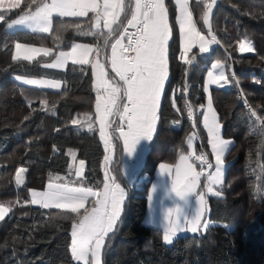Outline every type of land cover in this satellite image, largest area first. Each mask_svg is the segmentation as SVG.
<instances>
[{
  "label": "trees",
  "instance_id": "16d2710c",
  "mask_svg": "<svg viewBox=\"0 0 264 264\" xmlns=\"http://www.w3.org/2000/svg\"><path fill=\"white\" fill-rule=\"evenodd\" d=\"M12 2L3 0L0 7L5 13L0 22V203L10 207L0 222V264H78L71 248L77 214L34 206L30 191L47 190L57 177L69 186L96 190L105 180L107 151L96 122L92 69L72 63L64 70L43 66L74 42L95 44V37L81 36L72 28L61 33L60 42L54 40L61 21L80 23L87 30L92 15L85 19L55 17L49 34L13 32L7 30V23L35 11L37 5L20 0L19 7H10ZM165 4L173 37L158 127L135 181L126 179L119 159L111 167V175L126 186L127 198L115 230L107 236L103 264H264V125L252 115L254 111L264 118V0H217L210 35L219 43L205 53L193 50L189 55V59L196 55L192 65L180 59L176 5L173 0ZM189 6L203 30L204 4L189 0ZM245 39L253 42L251 54L239 52ZM16 43L49 47L53 52L33 61H16L12 59ZM214 61L226 64L233 81L230 87L213 90L222 135L233 140L225 158L228 166L222 193L226 198H209L206 232L178 236L166 244L163 231L144 222L148 192L161 163H175L188 153L193 131L198 135L197 151L209 150L202 109L205 72ZM16 75L57 79L64 86L58 92L37 89L20 84ZM188 105L195 121L189 118ZM177 122L180 128L175 127ZM73 151L86 163L84 177L71 172ZM21 166L27 171L26 182L19 188L15 176Z\"/></svg>",
  "mask_w": 264,
  "mask_h": 264
},
{
  "label": "snow or ice",
  "instance_id": "6c2138e0",
  "mask_svg": "<svg viewBox=\"0 0 264 264\" xmlns=\"http://www.w3.org/2000/svg\"><path fill=\"white\" fill-rule=\"evenodd\" d=\"M197 2L204 4L201 19L207 25L215 0H211L210 3L205 0H197ZM19 4L20 0H13L10 7H19ZM32 4L37 5L35 11L26 12L19 19L11 20L7 23V28L12 29L14 26L27 24L33 31L50 33L53 31L52 17L54 14L61 18L88 17L89 12L94 14L88 21L90 28L87 30H82L80 23L61 21L55 30L54 40L60 42L61 33L72 28L81 36L95 37V44H73L71 51H59L53 62L46 64L45 67L62 69L69 61L74 65L82 66L89 63L90 54L94 53L96 57L105 54L106 59L110 61L111 70L123 83L110 80L105 71V65L98 59L93 63L92 67L97 78L96 109L101 120V136L107 141L108 136L105 129L110 127L107 117L115 113L127 123V132H122L121 135L124 137V145L129 154L135 152L141 138H147L150 141L158 119L161 93L168 78L167 45L172 29L168 22V10L164 0H127V2L126 0H50V2L39 0V3L37 0H32ZM32 4L28 7L31 8ZM175 4L179 10L177 21L180 32L185 36L184 50L180 59L185 64L192 65L196 60V55L188 59L187 54L197 42H199V53L209 51L208 42L206 37L196 29L192 12L189 10V0H175ZM2 6L3 0H0V7ZM4 15L5 13L0 12V20L4 19ZM129 26L136 31L129 34ZM104 29H107V34ZM125 38L128 41L126 45L122 43ZM211 42L219 43L214 35L211 37ZM240 47L242 51L253 50L244 43H241ZM15 48L16 53L12 59L16 61H33L38 55L42 54L47 57L53 52L51 48H36L21 43H16ZM20 49H25L23 55ZM109 49L110 55H107ZM211 67L213 70L219 69L220 71L218 75H214L213 71L207 73L210 83H215L220 87L229 83L223 64L217 62ZM23 82L39 87H60L58 81L44 79H26ZM125 98L127 103L121 106L119 102ZM207 107L208 111L203 116V124L207 129L209 143L216 158L215 173L208 176L207 191L220 196L221 193L214 191L212 185L222 184V157L229 150L232 142L221 137V124L212 109L211 98H209ZM192 114V106L188 105V115L192 116ZM252 115L264 125V118L256 116L254 111ZM188 144H192L191 137L188 139ZM108 159L109 157H105L106 162ZM197 159L208 164L205 157H197ZM80 163L81 167L75 173L77 177L83 175V161ZM159 167L163 173H167L169 169L168 164H161ZM208 167L211 168L212 165L208 164ZM26 171L27 169L20 168L16 173L17 185L24 183L23 173ZM201 175L202 173H196L193 165L188 163V157L180 156V163L176 166V182L173 191L181 198L195 193L199 208L194 218L184 221L180 219L181 210L177 208L179 213L177 219L168 221L164 229L165 242L171 243L177 232L185 228H190L192 233H196L201 227H208L207 223L201 224L206 211L205 195L196 191ZM106 179L110 183H104L103 191L99 194L91 187H75L67 183L53 182H49L48 191L32 193L31 203L33 204L39 203L45 209L57 208L77 214L78 222L73 224L71 231V248L74 258L84 261V264H89V255L92 257V264H100V252L104 239L114 229L120 216L121 203L125 194L124 188L116 182V177L106 173ZM152 191L154 192L155 188ZM89 198H93V206L85 208ZM151 200L152 196H149V202ZM81 209H84L83 215H80ZM8 211V208L0 205V220L4 219ZM171 211L172 209L169 213Z\"/></svg>",
  "mask_w": 264,
  "mask_h": 264
},
{
  "label": "crops",
  "instance_id": "0c3cea01",
  "mask_svg": "<svg viewBox=\"0 0 264 264\" xmlns=\"http://www.w3.org/2000/svg\"><path fill=\"white\" fill-rule=\"evenodd\" d=\"M173 1H174V4H175V0H173ZM46 2H50V0H47ZM126 2H127V0H126ZM164 4H165V0H164ZM165 7H166V4H165ZM176 9H177V6H176ZM189 10H190V6H189ZM91 15L93 16L94 14L89 12L88 16H91ZM177 15H178V11H177ZM177 15H176V24H177ZM55 17H58V16H56L54 14L53 17H52V22H53V19ZM192 17H193V14H192ZM63 18H76V17H63ZM80 18L85 19L87 17H80ZM122 19H123V17H122ZM193 20H194V17H193ZM168 22H169V25H170V27L172 29V26L170 24L169 12H168ZM194 22H195V20H194ZM177 26H178V24H177ZM18 27H20L22 29H27V30L33 31L32 28L29 27L27 24L19 25ZM114 27H115V25H114ZM34 32H39V31H34ZM104 32L107 34V29H104ZM178 32H179V29H178ZM40 33H43V32H40ZM45 34H49V33H45ZM172 37H173V33L171 31V35L169 37L168 45H167L168 78H169V42L172 39ZM114 38H113V40H114ZM179 42H180V33H179ZM110 43H111V41H110ZM21 44H23V43H21ZM73 44H90V43L74 42ZM123 44H126V38L124 39V43ZM92 45H94V44H92ZM29 46L36 47V48L44 47V46H38V45H29ZM46 48H49V47H46ZM196 49H198V48H196ZM60 51H65V52L71 51V47L68 50H60ZM20 52L23 55L25 53V49H20ZM15 53H16V48H15L14 55H15ZM107 55H110V49L107 51ZM40 56H43V55L42 54L38 55L36 58H38ZM97 59L101 63H103L105 65V71L108 73V78L110 80H112V81H114L116 83H121V84L123 83V82L119 81V77L118 76H116V75L112 76V73H114V72L111 70L110 61L106 59L105 54H102L100 57H96L95 54L93 53V54H90L88 56L89 63L86 64V65L89 66L92 69V72H93V86H94L96 91H97V89H96V79L97 78H96V75L94 74V70H93L92 65ZM53 60L51 62L44 63L43 66L46 65V64L52 63ZM70 63H72V62L69 61L68 64H70ZM68 64L66 65V67L68 66ZM66 67L62 68V69H60V68H51V69L64 70V69H66ZM18 77H19V79H17V75L14 76V78H15V80L17 82H19L20 84L29 86L28 84H25L23 81L26 80V79H31L30 76L19 75ZM37 78L44 79V80H57V79L46 78V77H37ZM168 78H167V80H168ZM167 80L165 81L163 91H165ZM59 81H60V87H61L60 89H58V88H47V87L39 88V86L35 87L36 85H32V86H29V87H33V88H37V89L51 90V91L58 92V91H61L63 89V86H64L63 81H61V80H59ZM163 91H162L161 97H160V105H159L158 114H159V111H160L161 101H162L163 96H164V92ZM96 101H97V98H96ZM119 103L121 104V106L123 104L127 103L126 98L122 99ZM95 114H96V122H97L98 129H99V137H100V140H101L102 144L104 145V147H105V149L107 151V156L106 157H109L108 161L106 162L105 180L103 182V185H104V183H110V181H108L106 179V173L108 175L112 174L111 173V167L117 161V159H119V161L122 163V170H123V174L126 177V179L130 180V181H135L137 179L138 172H139V170L141 169V167L143 165L146 153H147L148 148H149L150 141L152 139L149 141L147 138H141L140 141L138 142L137 146H136L135 152L132 153V154H129L127 152L126 148H125V145H124V137L121 135L122 132H127V123H126V121L122 120L121 117L119 115H116L115 113L113 115H111V116H108L107 120H108V123L110 124V127H107L105 129V131L107 133V136H108V139L106 141L105 138H103L101 136V134H100L101 120L99 118V114L97 113L96 102H95ZM203 116H204V114H203ZM216 116H217V119H218L219 123L221 124V122L219 120L218 113H217ZM202 125L204 127L203 120H202ZM157 127H158V119L156 120L155 125H154V130L152 132V138H153V136L155 135V133L157 131ZM204 129H205V131L207 133V129L205 127H204ZM117 137H119V140L116 139ZM221 137L223 139H226L222 135V124H221ZM226 140H231V139H226ZM197 141H198V138H197V140H196V142L194 144H191V146L188 147V150H189L188 153H185V154H182V155L188 157V163L193 165L194 171L196 173H200L199 169H198V166L195 163H193V162H191L189 160V155L194 154L197 151V145H196ZM208 145H209L208 152H209V154H210V156H211V158L213 160L214 166H213V169L211 171H209L206 174H202L200 176V178H199V186L196 189L197 192L204 193L205 200H206V211H205L204 216H203L202 221H201L202 225L205 223V221L208 218L209 198L210 197L223 198V197H221L222 194L220 196H215L212 193H209L207 191L208 176L214 174L215 173V168H216V163H215L216 159L214 158V153L212 152L211 144L209 143V137H208ZM231 146H232V144H231ZM77 160H81V159L77 158ZM76 163L78 164L77 161H74V171H73V173H76ZM179 163H180V156H179V158L177 159V161L175 163H172V164L161 163V164H168L169 165V169H168L167 173H163V172H161L160 167H158L156 175H155V178L152 181L151 187H150L149 192H148V204H147V211H146V215H145V218H144V222L148 226L155 227V228H158V229L162 230L163 231V235H164V229L166 228V225H167L168 221L177 219V217L179 215V213L177 212V208H179L181 210L180 219L182 221H184L185 219L194 218L196 216L198 208H199L198 199H197V196H196L195 193L188 194V196H186L184 198H181V197H178L175 194V192L173 191V186H175V182H176V166ZM227 166H228V164H227ZM227 166H226V170H227ZM225 176H226V172H224V168H223L222 169V183H223V181H225L224 180ZM82 177H84V176H82ZM59 178L60 179H56L55 178V181H53V182H55V183L61 182L62 184H64L65 182L62 181V178L61 177H59ZM130 178H133L134 180H131ZM116 182L119 183L121 185V187H122V183L120 181H116ZM103 185H102V190H103ZM218 185L219 184H213L212 185V187L214 188V191H219V192L221 191L222 192V187L223 186L222 185L218 186ZM180 186L182 187V185H180ZM153 188H155L154 192L152 191ZM149 196H152L151 202H149ZM126 198H127V194H126V197H125V194H124V197H123V200H122V203H121V212L122 213H123V209H124ZM170 209H172V211L169 213ZM121 212H120L119 219H120V217L122 215ZM208 223H210L209 219H208ZM198 232H204V231H202V227L196 233H192L190 228H185L183 231H178L177 232V234L173 237L172 242L178 236L188 235V234L195 235ZM165 243H167V242H165ZM171 243H167V244H171Z\"/></svg>",
  "mask_w": 264,
  "mask_h": 264
},
{
  "label": "rangeland",
  "instance_id": "374dc122",
  "mask_svg": "<svg viewBox=\"0 0 264 264\" xmlns=\"http://www.w3.org/2000/svg\"><path fill=\"white\" fill-rule=\"evenodd\" d=\"M216 2H217V0H215V4L213 5V8H212V12H211V15H210V17H209V23L207 24V25H205V23H204V21H202V23H203V26L201 27V28H203V30H200L199 28H198V26L195 24V22H194V20H193V22H194V24H195V26H196V29L198 30V31H200L201 32V34L202 35H204L205 37H206V41L208 42V48H209V51L212 49V46L214 45V43H212L211 42V37H212V34L210 35V33H211V31H210V29H211V18H212V16H213V13H214V9H215V6H216ZM7 9H9V8H7ZM177 11H178V15H179V10H178V7H177ZM177 15V16H178ZM20 18V16L19 17H17L16 19H19ZM14 20V19H13ZM2 20H0V22H1ZM177 24H178V29H179V33H180V50H181V53L183 52V50H184V41H185V36L180 32V27H179V23H178V21H177ZM19 26V25H18ZM18 26H14L12 29H8L7 28V30L8 31H16V30H27V29H22V28H20V27H18ZM30 31V30H29ZM115 39V38H114ZM114 41V40H113ZM122 43H124V40L122 41ZM242 43H244L245 44V46H250L253 50L252 51H242L241 50V47L239 46V52H240V54H251V53H253L254 52V46H253V42L251 41V40H243V42ZM25 45H28V44H25ZM32 47V46H31ZM214 47V46H213ZM196 48H198L199 49V42H197V44H196V46H194L192 49H191V51L187 54V58L189 59V55H190V53L194 50V49H196ZM54 59V58H53ZM52 59V60H53ZM51 60V61H52ZM51 61H49V62H51ZM217 62H219V63H221V64H223L224 65V72H225V75H227L228 76V78H229V73L227 72V66H226V64L225 63H223L222 61H214L213 63H217ZM46 63H48V62H46ZM212 63V64H213ZM45 66V65H44ZM48 68V67H47ZM209 71H213L214 72V75H218L219 74V69H216V70H213L212 69V67H210L208 70H206V72H205V86H204V92H205V94H206V99H205V103H204V106H203V109H202V112H203V114H205V113H207V111H208V101H209V98H211V101H212V109H213V111L215 112V114L217 115V110L215 109V107H214V103H213V90H214V88H227V87H230L231 85H232V83H233V81L229 78V83L228 84H226L224 87H220L219 85H217V84H215V83H210L209 82V78H208V75H207V73L209 72ZM19 75H17V77H18ZM235 77V76H234ZM31 79H39V78H37V77H31ZM51 81H58L59 83H60V81L59 80H51ZM221 83H224L223 81H221ZM29 86H32V85H29ZM35 87H37V86H35ZM39 88H41V87H39ZM61 87H59L58 89H60ZM164 92V91H163ZM175 127L176 128H180L181 127V124H180V122H177V123H175ZM192 138V144H194L195 142H196V140H197V138H198V135H197V133L195 132V131H193L192 133H191V135L189 136V138ZM188 138V139H189ZM232 143L231 144H233V140L231 139L230 140ZM231 144H230V146H229V148L231 147ZM191 145H189L188 144V147H190ZM227 153H228V151L224 154V156L222 157V159H223V165H222V169L224 168V172H226V166H227V164H226V162H225V158H226V155H227ZM183 154H185V153H183ZM214 158H215V153H214ZM216 159V158H215ZM71 160H72V166H71V172L73 173V171H74V161H77L78 162V164L76 163V170L77 169H79L80 167H81V161H83V175L82 176H84V173H85V169H86V163H85V161L84 160H77V153L75 152V151H73V152H71ZM215 163H216V161H215ZM225 163V164H224ZM20 168H25L24 166H21V167H19L18 169H17V172L19 171V169ZM26 169V168H25ZM16 172V173H17ZM23 176H24V183L22 184V185H17V183H16V185H17V187H19V188H21V187H23V185L25 184V182H26V172H24L23 173ZM82 176H80V177H82ZM77 177V176H76ZM131 180H134L133 178H130ZM224 180H225V177H224ZM15 182H16V176H15ZM53 183H55V182H53ZM59 184H62L61 182H59ZM223 184H224V181H223V183L222 184H219V185H222L223 186ZM218 185V186H219ZM122 187L124 188V191H125V197H126V194H127V188H126V186L122 183ZM93 189V188H92ZM214 189V188H213ZM46 191H48V190H38V189H33V190H31L30 191V199H31V201H32V199H33V196H32V193L33 192H39V193H43V192H46ZM93 191H95V192H97L98 194L99 193H101L103 190H102V187H100L98 190H96V189H93ZM220 193L222 194V196L221 197H223V198H226V194H223L221 191H220ZM91 199H93V198H89V201L91 200ZM88 201V202H89ZM93 201V200H92ZM92 201L90 202V203H92ZM86 203L85 204V208H91L92 206H93V204L92 205H90V203ZM33 204V203H32ZM0 205H3L4 207H6V208H8L9 209V211L5 214V216H4V219L9 215V213H10V207L9 206H7V205H5V204H1L0 203ZM34 206H39V207H41V205L39 204V203H37V204H33ZM84 213V209H81L80 210V213ZM121 214H122V212H121ZM3 219V220H4ZM208 219L209 218H207V220L205 221V223H207V225H208V227H209V223H208ZM120 219H118L117 220V222H116V225H115V227H114V229L113 230H115V228H116V226H117V224H118V221H119ZM2 220H0V222H1ZM208 227L207 228H204V227H202V231H204V232H206V230L208 229ZM112 230V231H113ZM112 231L111 232H109L108 233V235L110 234V233H112ZM204 232H198L196 235H200V234H202V233H204ZM107 235V236H108ZM192 235V234H191ZM107 236L105 237V239H104V242H103V247L101 248V252H100V264H103V260H104V257H103V250H104V247H105V243H106V239H107ZM167 244V243H166ZM88 259H89V264H92V257H91V255H89V257H88ZM76 260V259H75ZM76 262L78 263V264H84V261H78V260H76Z\"/></svg>",
  "mask_w": 264,
  "mask_h": 264
},
{
  "label": "built area",
  "instance_id": "2783aa9c",
  "mask_svg": "<svg viewBox=\"0 0 264 264\" xmlns=\"http://www.w3.org/2000/svg\"><path fill=\"white\" fill-rule=\"evenodd\" d=\"M135 31H136V29H134L132 27H128L129 34L134 33ZM127 43H128V41H127ZM129 55H131L130 52H129ZM233 78H234V76H233ZM247 107H248V105H247ZM189 118H190L191 121H195L196 116H195L194 112H193L192 116H189ZM197 157H205L207 159V161H208V164L212 165L213 160H212L208 150H206V149L198 150L194 154L189 155V160L191 162L195 163L198 166V169H199L200 173L206 174L209 171H211V168L208 167V164L202 163V161L198 160Z\"/></svg>",
  "mask_w": 264,
  "mask_h": 264
},
{
  "label": "bare ground",
  "instance_id": "6f19581e",
  "mask_svg": "<svg viewBox=\"0 0 264 264\" xmlns=\"http://www.w3.org/2000/svg\"><path fill=\"white\" fill-rule=\"evenodd\" d=\"M126 44H127V39H126ZM125 44V45H126ZM245 101V100H244ZM213 166H214V163L212 162V167H211V170L213 169Z\"/></svg>",
  "mask_w": 264,
  "mask_h": 264
}]
</instances>
